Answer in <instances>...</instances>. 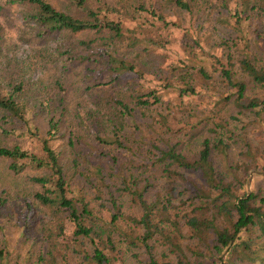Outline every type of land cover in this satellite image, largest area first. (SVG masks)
Instances as JSON below:
<instances>
[{
	"label": "trees",
	"instance_id": "1",
	"mask_svg": "<svg viewBox=\"0 0 264 264\" xmlns=\"http://www.w3.org/2000/svg\"><path fill=\"white\" fill-rule=\"evenodd\" d=\"M25 1L0 264H264V0Z\"/></svg>",
	"mask_w": 264,
	"mask_h": 264
},
{
	"label": "rangeland",
	"instance_id": "2",
	"mask_svg": "<svg viewBox=\"0 0 264 264\" xmlns=\"http://www.w3.org/2000/svg\"><path fill=\"white\" fill-rule=\"evenodd\" d=\"M46 1L60 9H64L70 1L78 5H86V1L83 0ZM33 10V7L25 0H0V73L2 75L0 81L2 84L8 81L6 79L12 78L9 81L16 82L21 79L26 85L37 81L40 76H45L42 63L52 56L49 52L52 44L42 46L46 49L45 56L37 53V42L33 40L34 23L29 20V14ZM253 139L256 142H264V136L260 132ZM3 140L0 136V144H4ZM256 172L250 171L247 177V192L251 189Z\"/></svg>",
	"mask_w": 264,
	"mask_h": 264
}]
</instances>
